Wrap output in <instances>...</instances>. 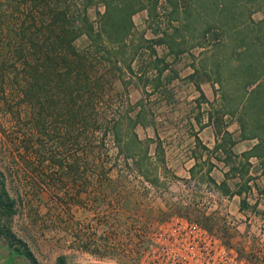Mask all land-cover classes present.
Instances as JSON below:
<instances>
[{
	"label": "rangeland",
	"instance_id": "1",
	"mask_svg": "<svg viewBox=\"0 0 264 264\" xmlns=\"http://www.w3.org/2000/svg\"><path fill=\"white\" fill-rule=\"evenodd\" d=\"M143 2L129 42L115 51L121 71L107 73L98 131H77L67 109L60 125L32 111L19 123L0 107V183L13 203L0 208V238L38 264H150L156 232L188 219L240 259L264 264V177L263 197L251 194L246 158L227 162L224 149L211 153L197 140L208 125L234 130L241 114L245 135L264 137V0H173L178 11L160 0L155 23L153 2ZM98 10L105 7L91 8L93 19ZM149 21L163 23L159 36ZM172 34L174 49L156 42ZM87 45V37L77 42ZM103 51L108 58L114 49Z\"/></svg>",
	"mask_w": 264,
	"mask_h": 264
},
{
	"label": "trees",
	"instance_id": "2",
	"mask_svg": "<svg viewBox=\"0 0 264 264\" xmlns=\"http://www.w3.org/2000/svg\"><path fill=\"white\" fill-rule=\"evenodd\" d=\"M143 1L145 0H0V107L6 105V111L19 123L25 112L32 111L38 117L54 116L60 125L64 122V110L67 109L71 118L67 123H72L77 131L80 125L91 134L98 131L104 125L100 109L104 103L105 90L107 85H111L107 73L121 71L115 54L121 44L129 42L128 37L135 30L134 15L147 8ZM147 1L153 2L150 17L155 23L160 18L157 14L160 0ZM169 2L175 5V11L179 10L180 3L173 0ZM101 5L105 7V11L98 10L97 19H93L90 9ZM152 21H149L150 29L159 36L163 23L159 20L160 25L152 27ZM209 32L207 29L204 36ZM172 36L174 35H170L167 41L159 37L156 42L159 45L168 42L174 49L176 41ZM82 37H87L88 40L85 48L77 46ZM107 48L114 49V52L110 51L108 58L103 55V50ZM182 51L184 50L180 49L179 53ZM159 61L162 62L163 59ZM105 65L111 70H107ZM127 65L133 72L131 61ZM166 68H160L159 72L162 73ZM201 97H205L203 91ZM235 109L238 110L239 107L231 110L236 111ZM38 119L33 122L38 124ZM238 121L243 136L246 137L242 114ZM217 132L221 135V142L213 153L220 148L224 149L229 156L228 162L235 154L227 149V144L231 148L237 140L231 137L228 130ZM117 136L116 133L115 138ZM27 139L22 141L30 150L28 141L32 142V138ZM261 139L264 157V137L261 136ZM197 140L205 150L210 151L199 137ZM149 141L154 142L153 139ZM76 142H80L79 134ZM160 147V143H157V150ZM250 154L243 153V156ZM0 184V208L4 206L11 210L13 203L9 201L5 191V180ZM2 232L8 240L14 242L15 237L7 229ZM12 242L11 245L15 246ZM15 249L33 264H38L30 250L20 247Z\"/></svg>",
	"mask_w": 264,
	"mask_h": 264
},
{
	"label": "built area",
	"instance_id": "3",
	"mask_svg": "<svg viewBox=\"0 0 264 264\" xmlns=\"http://www.w3.org/2000/svg\"><path fill=\"white\" fill-rule=\"evenodd\" d=\"M150 264H256L240 259L234 249L198 223L177 219L154 235Z\"/></svg>",
	"mask_w": 264,
	"mask_h": 264
},
{
	"label": "crops",
	"instance_id": "4",
	"mask_svg": "<svg viewBox=\"0 0 264 264\" xmlns=\"http://www.w3.org/2000/svg\"><path fill=\"white\" fill-rule=\"evenodd\" d=\"M254 48L261 49L257 45ZM261 50L263 51V49ZM254 58L255 56L251 55L248 61H253L252 59ZM237 123L238 121L235 119L234 124L237 125V127L234 130H231L230 127L226 129L231 133V137L237 140V143H235V145L232 146L233 152L235 154V159L237 158V160L241 161L242 157L246 158L245 159L246 162L250 164L249 165L250 169L248 170V173L246 174L247 175L246 177L250 178L249 184L251 185V188L249 191H251V194H256L257 192L259 194V197H263V184H261L263 182V177H264V174H263V163H264L263 140L261 139V136L260 137L243 136L242 128L241 126L239 127ZM207 134L209 135V137H211V140L209 139V141H205L203 138V135H207ZM198 135H199V138L203 140V144H205L210 149V151H212L217 146V144L220 143V138H219L220 135L218 134V132L216 131L213 125H208V126L203 127V129L199 132ZM240 135H241V138H240ZM232 147L230 148V150L232 149ZM217 151L219 152L220 149ZM243 153H251V154L249 156H243ZM212 162H215V161L212 159ZM219 163L224 164L223 162H217L213 170L219 168L218 167ZM229 170H230V167L228 165L222 171V174L224 177L225 175H228V179L226 178L227 180H229V176H230ZM238 174L239 173H237V175ZM210 175H212V170L210 172ZM257 183H260V184H257ZM237 195L238 194H235L234 197H236ZM0 264H33V263L30 262L29 259L20 255L18 252L14 251L8 242L0 238Z\"/></svg>",
	"mask_w": 264,
	"mask_h": 264
}]
</instances>
